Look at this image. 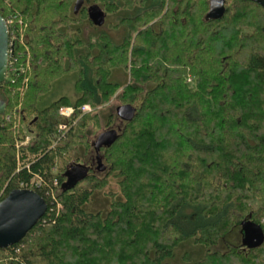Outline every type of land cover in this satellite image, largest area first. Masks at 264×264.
Instances as JSON below:
<instances>
[{
	"label": "trees",
	"instance_id": "16d2710c",
	"mask_svg": "<svg viewBox=\"0 0 264 264\" xmlns=\"http://www.w3.org/2000/svg\"><path fill=\"white\" fill-rule=\"evenodd\" d=\"M74 2L0 0V15L15 16L24 66L0 83V201L38 175L30 188L46 204L20 240L0 247V264H166L186 240L203 248L190 264H264V242L215 248L245 222L264 233V7L225 0L223 16L206 20L209 0H85L77 13ZM91 6L113 17L118 41L85 32ZM119 69L124 83L111 79ZM72 71L77 97L39 107L53 79ZM117 91L134 111L99 146L108 169L68 180L101 118L59 109L95 110ZM110 174L119 194L107 192L104 212L86 210Z\"/></svg>",
	"mask_w": 264,
	"mask_h": 264
},
{
	"label": "rangeland",
	"instance_id": "374dc122",
	"mask_svg": "<svg viewBox=\"0 0 264 264\" xmlns=\"http://www.w3.org/2000/svg\"><path fill=\"white\" fill-rule=\"evenodd\" d=\"M95 11H96V14L94 15L95 21L92 24V26L89 25V23H85V25L87 26L89 25V27L85 28V32L94 33L97 30H106L110 33L113 39L118 41L121 37L122 32L112 30L109 28V25L115 22L113 17L106 16L100 13L98 10H95ZM98 13H100L101 15H98ZM75 79H76L75 71H72L68 74H64L59 77L58 76L55 77L52 81L51 88L49 89V91H47L45 94L39 97V100L37 101V105L39 107H44L48 105L49 103H51L52 101L56 100L60 96H67L70 99H74L75 97H77L78 92L74 86ZM111 79L118 80L121 83H124L128 79L127 71L124 72L123 69L115 70ZM118 92L119 91H117L112 96V98L109 100V102L105 106L97 107L95 110L91 106L92 110L90 111V113H93L96 111L101 118L100 119L101 122L99 126H96V127L89 126L88 127V129L91 130V133L88 134L89 140L95 141L98 135H100L103 132L109 131V130H113L116 134L119 132L121 128V124L123 123V120H121L116 115V108L119 106V101L116 98ZM108 118H110V122H111L109 125H107ZM27 135L28 137L30 136V138H32L33 136L32 134H27ZM21 141L25 142L24 140H21ZM16 144L17 146L20 145V143L18 142L15 143V145ZM100 154H101L100 149L94 146H91L85 155L83 154L81 149L78 151H75L74 156L82 157L83 159L86 160L85 161L86 163L85 162L81 163V166H75L76 169L79 170L80 167H83L86 170L89 169L91 173H94L98 176H103L104 172H106L108 168L101 160ZM58 167H59V164L56 163V171H58ZM119 190L120 189L118 186V178L114 176L113 174H110L107 177V184H105V186L101 190H96L95 194L93 195V199L90 201L88 205L87 204L85 205L86 210L88 209L89 211H103L104 212L108 207L107 197L109 196L107 195V192L115 193V196H116L119 194L118 193ZM241 243H245V237H244V234H242L241 232V226H237L233 228L231 233L228 234L224 240H221L216 245L215 248L224 250L227 247V244L236 245V244H241ZM181 246L176 249L175 257L167 260L166 263L168 264H190L194 262L195 260H197L203 252V248L197 244H193L191 240L184 241Z\"/></svg>",
	"mask_w": 264,
	"mask_h": 264
},
{
	"label": "water",
	"instance_id": "95a60500",
	"mask_svg": "<svg viewBox=\"0 0 264 264\" xmlns=\"http://www.w3.org/2000/svg\"><path fill=\"white\" fill-rule=\"evenodd\" d=\"M264 7V0H251ZM84 0H75L73 5L74 13H77ZM91 15L94 18L95 9L91 6ZM225 12V0H209V8L205 19H219ZM98 15H101L98 13ZM95 19V18H94ZM95 21V20H94ZM9 32L6 21L0 15V83L6 78L9 46ZM5 101L0 100V115L5 111ZM133 107L118 106L116 114L121 120H128L133 114ZM116 133L109 130L97 136L95 147L108 145L115 138ZM74 169V168H73ZM86 172L84 170L83 174ZM73 174V171H72ZM68 180L77 177H70V170L67 173ZM46 210L45 201L35 191L29 189H12L7 196L0 201V247L11 245L20 240L40 219ZM242 233L245 237V243L249 247L261 245L264 233L262 228L255 223L245 222L242 224ZM168 264V263H166Z\"/></svg>",
	"mask_w": 264,
	"mask_h": 264
},
{
	"label": "built area",
	"instance_id": "2783aa9c",
	"mask_svg": "<svg viewBox=\"0 0 264 264\" xmlns=\"http://www.w3.org/2000/svg\"><path fill=\"white\" fill-rule=\"evenodd\" d=\"M14 18H15L14 15H9V16H7L5 18V21H6L7 26H8V32H9V40H8V46H9L8 71L10 73L22 72L23 69H24V66H18L16 64L18 56L15 55L14 48H15V46H17L18 42L21 43L23 41V38H22V36H20V37L16 36V29L13 27ZM9 26H11V29L9 28ZM28 58H29V56H28ZM28 64H29V60L26 61V67L28 66ZM26 81H27V79H25V82ZM91 110H92V108H91V106L89 104H82V105L78 106L77 108H74L72 106H62L59 109V114L62 117H64V118H68V117L72 116L75 111L80 112V114H84V113L90 112ZM29 140H30V136L29 137L26 136L24 138L25 142L20 141L19 143H20V145L27 144ZM33 182H34L35 185H40L41 182H42V179L40 178V176L37 175L35 178H33L31 180V182L29 184L26 183V184H20V185L25 187V188L31 189L30 187L34 186ZM52 182H53L54 186L57 184V181H56L55 178L52 179ZM49 195H50L51 199L55 200L56 197H55V192H54L53 189H52V192ZM263 242H262V244H263Z\"/></svg>",
	"mask_w": 264,
	"mask_h": 264
},
{
	"label": "flooded vegetation",
	"instance_id": "af4514ba",
	"mask_svg": "<svg viewBox=\"0 0 264 264\" xmlns=\"http://www.w3.org/2000/svg\"><path fill=\"white\" fill-rule=\"evenodd\" d=\"M85 4V0H84V2H83V5ZM82 5V6H83ZM89 164V163H88ZM75 166H72L71 167V169H70V177H78L79 175H80V173L82 172H84V170H85V168H83V167H80V169L78 170V169H76V167H75V169L73 170V168H74ZM72 171H73V174H72Z\"/></svg>",
	"mask_w": 264,
	"mask_h": 264
}]
</instances>
